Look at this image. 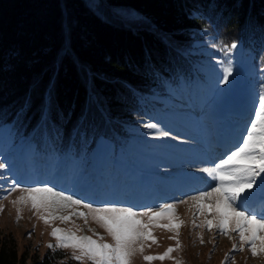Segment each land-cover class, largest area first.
Masks as SVG:
<instances>
[{"label":"trees","instance_id":"obj_1","mask_svg":"<svg viewBox=\"0 0 264 264\" xmlns=\"http://www.w3.org/2000/svg\"><path fill=\"white\" fill-rule=\"evenodd\" d=\"M104 2L134 10L152 24L110 22L85 0H0V133L6 131L0 152L13 155L19 145L24 159L18 170L31 186L37 182L34 168L51 173L58 167L64 178L89 170L95 182L80 183L88 190L84 197L163 196L167 179L145 178L140 166L149 170L155 150L165 158L171 149L151 150L131 129L141 119L159 122L165 103L155 90L170 96L189 86L194 96L204 79L213 87L198 66L195 41H212L223 57L231 44L242 43L252 111L256 82L264 80V0ZM103 146L106 158L96 152ZM68 256L49 249L31 264H79ZM0 264H27L16 242L2 235Z\"/></svg>","mask_w":264,"mask_h":264},{"label":"rangeland","instance_id":"obj_2","mask_svg":"<svg viewBox=\"0 0 264 264\" xmlns=\"http://www.w3.org/2000/svg\"><path fill=\"white\" fill-rule=\"evenodd\" d=\"M85 1L93 7L99 16L110 22L136 28L152 24L149 18L124 6H109L104 0ZM236 45V49L228 53L227 57H223L221 49L212 41H195L193 46L200 57L198 66L204 77L213 83V87L207 88L204 79L197 81L194 96L191 95L189 86L187 92L176 90L175 94L170 96L155 90L154 95L157 99L162 104L165 103L159 111V122L154 123L147 119H141L131 129L132 133L136 134L133 138L150 142L151 150H154L156 146L163 145L165 148L171 149L170 154L165 158L163 151L155 150L149 159L153 165L149 170H146V166H140L141 173L145 178L151 174L161 175L167 179L161 185L160 194L164 197L153 195L147 200L135 201L84 197L88 194V190L80 183L95 182V179L89 175V170L83 173H73L64 178L60 176L61 171L58 167H54L52 169L54 171L51 173L48 170L41 172L40 167L34 168L32 173L37 181L35 186H53L58 191L93 203L94 206L116 204L117 206H131L137 210L146 208L159 210V207L164 203H175L177 215L183 221L178 236L175 232L155 228L153 235L158 243L145 242L143 253L138 251L131 258V264H147L144 260L145 255L160 256L169 248L177 249L171 253V258L163 261L156 260L152 264H264V255L252 257L249 247L240 245L239 236L236 233H233L229 238L220 235L215 228L209 232L206 228L193 226L194 220L196 224H200L202 218L196 216V207L191 196L209 190L210 184L216 183V181L206 178L200 169L212 167L230 151L235 150L249 126V121L254 119L251 111V71L246 69L248 57L244 53L242 43ZM226 62L230 63L233 68L232 76L229 78L231 86L221 84L218 88L217 81L222 75L221 70L226 66ZM262 73L264 78V71ZM262 85H264V80L258 79L255 94L259 92ZM206 99H210L208 104H200L201 100ZM246 120H248L247 123ZM242 122H245L244 126L241 124ZM148 123L157 124L159 130L168 131L171 135L159 137L156 129L145 127ZM5 137L6 131L3 130L0 133V139L3 140ZM18 147L19 145H16L12 149L13 155H5L0 152V162L7 165L6 169L0 170V235L16 242L22 260L31 264L35 259L41 258L49 249L57 251L59 256L69 254L68 257L75 260L74 255H79V253L74 254L71 248L56 247L58 241L51 235L53 228H61L65 231L81 229L77 232L78 235L93 236V239H96L97 237L93 233H97L105 238L104 242L113 243L111 237L91 219V216H89L88 224L74 216L68 223L57 220L46 225L30 205L13 203L18 201L23 194L20 191L10 192L13 181L21 187L31 186L27 184L24 174L20 176L18 162L24 159V154ZM96 152L99 157H108L107 149L104 146L101 149L97 148ZM25 153H27L26 157L30 156L28 149H25ZM162 158L164 160L160 164ZM144 161L146 162V160ZM48 172L52 177L46 176ZM118 176L119 179L122 178L120 171ZM107 182L110 184L111 179ZM257 186L259 187V181ZM101 190L107 191V187ZM249 191L254 192L256 189L248 190L242 195L241 203L244 209L258 218L264 217V201L258 198L249 199L247 202L243 200ZM182 200L187 202L181 203ZM251 205L256 209L252 210ZM79 210L86 211L85 209ZM62 214L67 215L69 211L66 210ZM201 236L203 243H201ZM177 239L179 244H177ZM49 245L53 247L50 248ZM234 245L236 246L235 250ZM241 247L243 250H239ZM77 262L81 264L80 261ZM83 264H91V261L85 260Z\"/></svg>","mask_w":264,"mask_h":264},{"label":"snow or ice","instance_id":"obj_3","mask_svg":"<svg viewBox=\"0 0 264 264\" xmlns=\"http://www.w3.org/2000/svg\"><path fill=\"white\" fill-rule=\"evenodd\" d=\"M236 48V44H231L225 51L230 53ZM221 71L222 75L217 81V87L219 88L221 84L231 86L229 80L233 73L231 64L226 62V66ZM253 104L254 119L249 121V126L235 150L230 151L212 167L200 169L206 178L216 183L210 184L209 190L192 195L191 199L196 207V216L202 218L200 224L193 221L194 227L206 228L209 232L215 228L220 235L229 238L236 233L240 245L248 246L252 257H258L264 255V217L258 218L244 209L241 197L246 191L256 189L254 192L249 191L243 200L247 202L249 199L258 198L264 201V178H262L264 177V85L256 93ZM145 127L156 129L161 138L171 135L168 131L159 130L158 125L154 123H148ZM6 168V163L0 162V170ZM15 191L23 194L13 203L30 205L46 225L57 220L68 223L74 216L88 224L91 216V219L105 230L113 243L104 242L105 238L97 233H93L97 237L93 239V236L78 235L77 232L81 229L65 231L61 228H53L51 235L58 241L56 247L71 248L74 254L79 253L74 255V259L81 264L85 260L91 261V264H131V258L138 251L143 253L145 242L158 243L153 235L155 228L175 232L178 236L179 229L183 225V221L177 215L175 203H164L159 210L152 208L137 210L131 206L116 204L94 206L93 203L58 191L53 186L21 187L13 181L10 192ZM66 210L69 214H62ZM201 243H203L202 236ZM177 244H179L178 239ZM49 247L53 246L49 245ZM176 250L169 248L160 256L145 255L144 260L147 264H152L156 260L163 261L171 258V253Z\"/></svg>","mask_w":264,"mask_h":264}]
</instances>
